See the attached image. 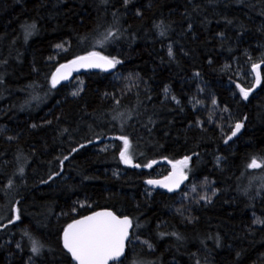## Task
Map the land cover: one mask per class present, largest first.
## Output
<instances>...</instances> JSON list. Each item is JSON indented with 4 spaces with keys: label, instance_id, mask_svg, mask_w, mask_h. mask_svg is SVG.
<instances>
[{
    "label": "trees",
    "instance_id": "trees-1",
    "mask_svg": "<svg viewBox=\"0 0 264 264\" xmlns=\"http://www.w3.org/2000/svg\"><path fill=\"white\" fill-rule=\"evenodd\" d=\"M91 52L121 63L52 86ZM100 209L131 221L111 264H264V0H0V264H74Z\"/></svg>",
    "mask_w": 264,
    "mask_h": 264
},
{
    "label": "snow or ice",
    "instance_id": "snow-or-ice-1",
    "mask_svg": "<svg viewBox=\"0 0 264 264\" xmlns=\"http://www.w3.org/2000/svg\"><path fill=\"white\" fill-rule=\"evenodd\" d=\"M124 2L127 4L128 0H124ZM161 34L163 35V33ZM57 47L62 46L57 45ZM169 55H172L171 47H169ZM71 63L80 67H98L107 70L114 68L121 61L116 58L110 59L107 56H102L98 52H91L87 56L78 57ZM68 67V65H62V68ZM253 67L255 70L259 66L254 65ZM61 79H67V74H60V70L58 69L57 74L52 77V86L55 87ZM256 83H260L259 73L256 76ZM240 91L243 98L247 99L249 91L243 88ZM73 95H78V93L74 92ZM242 126V124L237 123L232 135L235 136ZM121 139L124 142V150L120 152V158L126 164L131 163V157L128 154L129 141L126 137H122ZM189 159L190 157H185L184 160L173 164L174 170L177 169V165L181 166L178 172L174 171L173 173V176L177 178L166 177L165 181L148 180L147 183L150 185H160L169 191H173L183 179H186L182 169L187 167ZM135 166L139 167L140 165ZM145 166L151 167V164ZM260 166L255 159L249 164L251 168ZM17 219H19V216H17ZM130 226L131 221L127 217L120 219L112 212H97L83 219L75 220L72 224L68 225L63 233V247L71 254L76 264H109L110 260L116 259L123 253L124 241L128 237V228ZM32 250L34 253L39 250L35 242Z\"/></svg>",
    "mask_w": 264,
    "mask_h": 264
},
{
    "label": "water",
    "instance_id": "water-1",
    "mask_svg": "<svg viewBox=\"0 0 264 264\" xmlns=\"http://www.w3.org/2000/svg\"><path fill=\"white\" fill-rule=\"evenodd\" d=\"M88 54H89V53H87V54H82V55L76 56V57H74V58H72V59H70V60H68V61H66V62H63V63L58 64V65L55 67V69L53 70L52 74H51V82H52V77H53V75H56V74H57V70H58V69L60 70V74H67V79H61V80L56 84V86H57V85H61V84H67V83L71 82V81L73 80V78H74L76 75H80L81 73L86 72V71H93V72H99V71H102V72H111V71L113 70V68H109V69L105 70L104 68H98V67H80L79 65H72V63H71L72 61L76 60L78 57L87 56ZM100 55H102V56H106V55H103V54H101V53H100ZM110 59H111V58H110ZM62 65H68L69 67H68V68H62ZM238 123L242 124L241 122H238ZM236 124H237V123H236ZM236 124H235V126H236ZM235 126H234V128H233V131H235ZM241 128H242V127H241ZM240 130H241V129H240ZM240 130H239V131H240ZM233 131H232V133H233ZM237 133H238V132H237ZM237 133H236V135H237ZM236 135H235V136H236ZM231 136L234 137L232 134H231ZM183 160H184V159H183ZM178 161H182V160H178ZM176 162H177V161H176ZM176 162H169V164H170L171 166H173V164H175ZM180 167H181L180 165H177V169H175L174 171L178 172V169H179ZM174 171H172L171 174H170L169 176H167V177H173V179L177 178V177H174V176H173ZM165 178H166V177H165ZM165 178H154V179H151V180L165 181ZM169 182H170V181H169ZM148 185H149L152 189H159V190H162V191H169L167 188H165V187H161L160 185H150V184H148ZM180 185H181V183H180L179 186L176 187L174 190H177V189L180 187ZM174 190H173V191H174ZM169 192H170V191H169ZM97 212H112V211L109 210V209H100V210H97V211L91 212V213H89V214H87V215H84V216H82V217L76 218V219H74L73 221H71L69 224H72L75 220L83 219L84 217H86V216H90V215H93L94 213H97ZM112 213H113V212H112ZM113 214H114L115 216L119 217L120 219H123V218H125V217H127V218L129 219L128 216H118V215H116L115 213H113ZM129 220H130V219H129ZM69 224H68V225H69ZM68 225H67V226L63 229V231L61 232V245H62V247H63V233H64V230L68 227ZM130 229H131V226L128 228V237H127V239L124 241V249H123V253H122L119 257H117L116 259L110 260V261H109V264H111V263H119V262H121V260L123 259L124 255H125V247H126V243H127L128 238H129ZM63 249H64V247H63ZM64 250L67 252L66 249H64ZM67 253H68V252H67ZM68 255L70 256L72 262H73L74 264H76V261L72 259L71 254L68 253Z\"/></svg>",
    "mask_w": 264,
    "mask_h": 264
},
{
    "label": "rangeland",
    "instance_id": "rangeland-1",
    "mask_svg": "<svg viewBox=\"0 0 264 264\" xmlns=\"http://www.w3.org/2000/svg\"><path fill=\"white\" fill-rule=\"evenodd\" d=\"M240 89H241V88L239 87V91H240ZM240 93H241V91H240ZM241 95H242V94H241ZM242 97H243V95H242ZM180 168H181V167H180ZM180 168L178 169V171L180 170ZM182 170H183V173H184L185 167H184ZM172 171H174L173 166H171V169H170L169 173H168L166 176H164L163 178L169 176V175L171 174ZM184 181H185V179L182 180L181 185L183 184Z\"/></svg>",
    "mask_w": 264,
    "mask_h": 264
}]
</instances>
